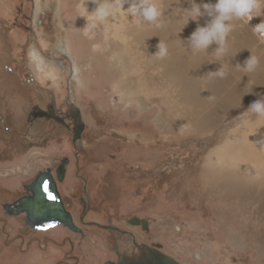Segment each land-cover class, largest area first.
<instances>
[{
	"label": "rangeland",
	"instance_id": "rangeland-1",
	"mask_svg": "<svg viewBox=\"0 0 264 264\" xmlns=\"http://www.w3.org/2000/svg\"><path fill=\"white\" fill-rule=\"evenodd\" d=\"M169 1L176 8L177 21L185 26L180 19L182 0ZM96 2L0 0V113L6 106H11L12 95L20 98L17 112L21 124L14 126L23 131L24 115L41 93L46 94L50 90L58 94L61 83L60 86L68 87L69 98L77 101L78 92L84 85L99 81L100 95L112 116L126 115L132 121L142 120L141 125L152 131L148 133V137L153 135L149 144L155 148L157 157L144 168L136 161H128L126 181L130 194H135L137 199L133 196L132 200L145 201L140 209L148 211L154 220L182 227L180 233L171 235L167 241L170 255L182 264H264L262 193L252 187L244 196L246 189L240 185L245 183V178L240 176L238 180V175L234 181L232 176H225L228 174H224L226 170H221L225 171L222 175L226 179L222 176L212 178L220 174V169L212 172L211 164L203 165L196 155L201 148L216 146L215 132L220 127L230 123L234 126V119L238 122L245 119L248 107L229 111L227 109L232 102L241 105L246 101L250 105L260 96L264 97V41L253 34L248 22L234 21L236 32L233 39L236 42L231 54L217 60L212 54L202 51L196 59L193 56L197 63L188 58L187 64L178 63L171 74L167 67L179 50L154 59L153 65L146 61L148 56L147 59L143 57L141 63L136 55L137 48L141 47L135 44L133 36H137L139 31L149 33L154 24L139 27L128 38L129 42L133 40L131 50L118 38V27L127 17L123 15V9L104 21H97L90 15ZM156 2L161 6V17L165 19L163 9L170 6L168 0ZM261 12V17L254 18L259 23L264 20V8ZM71 36L72 48L68 44ZM37 51L45 62L40 75L34 73L37 69L34 71L31 64V56ZM251 54L258 59L254 71L245 72L235 66L237 63L243 65ZM221 64L226 67L224 79L207 75L209 71L218 70ZM76 67L79 72L74 78ZM250 78H255V81ZM223 110L226 113H221ZM212 117H218L219 121L212 124ZM117 132L122 134L117 138L139 137L125 129ZM2 133L0 124V135ZM24 138L20 147L25 152L24 158L16 155L19 159L14 161L13 164H17L14 168L0 166L1 181L9 180L13 172H20L28 165L37 167L39 171L47 166V153L29 147L31 138ZM5 140L0 136V143ZM117 142L118 139L109 141V144L115 146ZM5 149L9 146L0 147V151L5 152ZM198 162L201 167H198ZM207 174L210 176L206 177ZM227 178L234 180L228 184ZM212 179L217 181L213 183ZM210 185L212 188H208ZM228 186H235L232 189L236 191L232 193ZM198 251L202 260L191 261Z\"/></svg>",
	"mask_w": 264,
	"mask_h": 264
},
{
	"label": "flooded vegetation",
	"instance_id": "flooded-vegetation-1",
	"mask_svg": "<svg viewBox=\"0 0 264 264\" xmlns=\"http://www.w3.org/2000/svg\"><path fill=\"white\" fill-rule=\"evenodd\" d=\"M60 84L58 94L48 90L33 100L23 131L17 127L20 98L12 95L11 106L0 113V136L6 139L0 147L9 146L0 151V166L14 168V161L24 158L20 147L25 136L31 138L29 147L45 151L48 160L42 171L28 165L11 173L9 180H0V264H128L132 241L146 246L150 254L131 264H155L162 256L176 260L167 241L182 227L154 220L140 209L145 201L132 200L136 196L126 181L128 161L144 168L157 157L149 144L152 131L141 125L142 120L113 117L100 95L99 81L84 85L77 101ZM124 129L139 137L117 138L122 135L117 130ZM116 139L119 142L110 146ZM41 178L56 188L77 230L63 224L44 230L31 225V211L39 207L35 183ZM200 257L198 251L191 261H201Z\"/></svg>",
	"mask_w": 264,
	"mask_h": 264
},
{
	"label": "bare ground",
	"instance_id": "bare-ground-1",
	"mask_svg": "<svg viewBox=\"0 0 264 264\" xmlns=\"http://www.w3.org/2000/svg\"><path fill=\"white\" fill-rule=\"evenodd\" d=\"M168 2H169L170 6H168L166 9H163L166 11V12L164 11L165 19L163 17H160L159 18L160 26L156 27L155 25H153V28L150 30V32L149 33L146 32V34H145V32H143V33H140V31L137 32L136 29H138L139 27L140 28L141 27L146 28V26H150V22L144 21V20L133 21L131 17H128L126 15V13H123V15L125 17L126 16L127 17L122 21L123 23L120 24L121 26L118 27V31H119L118 35H120L118 38H120L121 42L123 41L124 43H127V48H128L130 45H132L130 43L133 42L132 39H131V42H129L130 40L128 41V38H130L132 34H135L137 32L136 33L137 36L134 35L133 39H134L135 44H138L141 48H139V49L137 48V50H139V51H137L136 55L138 57V60H140V61H141V59H143V57L146 58L148 56V60H146V61H148L149 64H151V62H155L156 59L160 58V57L154 56L155 52L157 51L156 45L159 43L160 40L163 41L167 45L168 54H169V51L174 52V51L179 50L180 52L176 53L175 58H173L172 61L169 62L168 67H167V71L169 70V72H171V74H172V72H174V70L176 68V65L178 63H182V62L183 63L185 62V64H187L186 62H188V58L190 60H192L194 63H197L196 62L197 60H195L196 55H199L200 52L193 54L191 49L187 47L186 42L183 40H186L191 35V33L193 31H195L198 24L201 26L204 25L207 18L202 17L199 19V21H190L189 24L187 25V27L184 28V26H182L181 23H179L177 21L176 14H175L176 8L173 7V5H171L169 0H168ZM195 2L201 3V0H195ZM203 2H208V0H203ZM213 2H214V0H213ZM182 4H183L182 8L183 7L184 8L190 7L189 0H182ZM127 6L128 5L125 4V9L127 8ZM161 18H163L164 20ZM133 22H135V23H133ZM118 23H121V22H118ZM257 24H259V22L255 21L254 18L250 21L251 27H254ZM235 32L236 31L233 30L227 38V44H226L227 51H226L225 55L231 54L230 53L231 48H233L232 46L236 42L235 39H233V37L235 36ZM71 37L68 38V44L70 47L73 45L72 44L73 43V36H71ZM108 39H109V36H108ZM70 42H71V44H70ZM135 46H133V47H135ZM216 47L217 46L215 44H213V47L211 46L209 48V51H203V52L204 53L207 52L210 55L211 52ZM130 48H131V46H130ZM132 49L133 48H131V50ZM144 50H146V51L144 52ZM41 56H42V54L40 53V51H37L36 54H32V56H31V59H32L31 64L33 65L34 71H35V69H37V71L34 72L36 75H40L44 71L43 69H44V63L45 62L42 61ZM193 56H195V59ZM137 57H135V58H137ZM136 61H137V59H136ZM141 63H142V61H141ZM199 64H201L200 61H199ZM151 65H153V64H151ZM185 71L186 70H184V72ZM73 72H74L73 74H74V78H75L77 76L76 74L79 72V69L77 68V69L73 70ZM147 73H148V71H147ZM150 73H152V72L150 71ZM173 74H175V73H173ZM175 76H177V74ZM177 78H175V80ZM250 80L255 81V78H250ZM39 82H41V81H39ZM233 97H236V96H233ZM140 103H143V102H140ZM246 104H247L246 101L244 103H242L241 105H238L237 103L232 102L231 106H229L227 110L230 111V110H234L236 108L249 107V105L248 104L246 105ZM249 104H251V103H249ZM221 110H222V108H221ZM225 111L226 110H223L221 113H224ZM247 116H248V118H246ZM217 120L219 121L218 117H212L210 119V121H212V124L213 123L215 124L217 122ZM234 123H235V125L233 124L234 126H230L231 125V123H230V124H227L226 126L224 125L223 127H220L215 132L216 133L215 134V140L217 142L216 146L211 147L210 149L201 148L200 150H197V152H196L197 158L200 159L202 163H204L203 165H206V164L210 165L211 164L210 169H212V172H214V173L217 169H220V172H219L220 174L219 175L217 174L216 177H212V178L219 179L220 176L223 177L224 174H227V172H228V174L225 176L229 175L228 176L229 178L231 176L234 178V177H237L239 175L238 176V180H239V177L243 176L245 178V183L241 184L240 188L244 187L246 189V191L244 192V196L247 194L248 191H250V189L252 190V187H254V189H257V191L259 190V192L262 193V198H263L264 197V188H263V186H264V117L260 118L259 122H256V117L254 115L246 114L244 120L238 122V119H234ZM218 125H220V124H218ZM190 134H192V133H190ZM203 151H207V152H203ZM198 164H199V162H198ZM199 166H200V164L198 165V167ZM207 170L208 169H206V171ZM221 170H226V172L224 171L225 172L224 173ZM222 172L224 173L223 175H222ZM208 175L210 176V174H207L206 177H209ZM223 178L226 179V177H223ZM233 178H231V179L227 178L228 182L226 180V183L229 184L230 181L235 179V178L234 179ZM201 179H202V176H201ZM216 179H214V180L217 181ZM225 179H222V180H225ZM214 180L212 181L213 183L215 182ZM238 180H237V182H238ZM241 180H242V177L240 178V181ZM234 181H236V179ZM232 182H231V185H233ZM224 184H225V182H224ZM210 186L208 188H212V186L211 187ZM233 187H235V186H232L231 188L229 187L230 191L232 193L236 191V190L232 189ZM259 192H257V193H259ZM239 194H241V192H239ZM219 197H222V196L220 195ZM255 198H256V195H255ZM233 232H236V231H233Z\"/></svg>",
	"mask_w": 264,
	"mask_h": 264
},
{
	"label": "clouds",
	"instance_id": "clouds-1",
	"mask_svg": "<svg viewBox=\"0 0 264 264\" xmlns=\"http://www.w3.org/2000/svg\"><path fill=\"white\" fill-rule=\"evenodd\" d=\"M125 4L127 8L125 9ZM190 7L182 8L180 19L185 22L184 28L190 21H199L206 17L204 25H199L191 35L183 40L193 54L202 51H209V48L215 44L217 47L211 54L217 59H222L227 51L226 44L229 34L234 30V21H244L250 24L255 17H261V9L264 8V0H208V2L196 3L195 0H189ZM126 13L133 21L144 20L160 26L159 18L162 15L161 6L156 0H97L96 7L90 13L97 21H104L114 12L120 11ZM86 28L88 25L86 24ZM95 27V25H92ZM253 34L257 35L261 41H264V20L251 27ZM157 51L154 56L165 57L168 54L167 45L159 41L156 45ZM258 65V59L250 55L243 65L237 63L235 66L245 72H252ZM226 67L221 64L218 70L209 71V77L224 78L226 76ZM251 84V81H248ZM251 94V93H250ZM249 95V94H248ZM245 114H251L256 117V122L264 117V97L260 96L252 102L246 109Z\"/></svg>",
	"mask_w": 264,
	"mask_h": 264
},
{
	"label": "water",
	"instance_id": "water-1",
	"mask_svg": "<svg viewBox=\"0 0 264 264\" xmlns=\"http://www.w3.org/2000/svg\"><path fill=\"white\" fill-rule=\"evenodd\" d=\"M43 179H39L36 185L35 193H37V207L38 210L31 211V225L35 229L44 230V228L57 226V225H65L71 229H75L72 224L71 215L68 211L65 210L63 202L59 194L56 191L55 187H51L47 185L48 191H45L46 183L42 181ZM49 193L55 197V199H49ZM136 241L131 242V253L133 255L130 256L128 260V264L136 263L137 259L142 255L150 254V249L146 246L136 244ZM199 259V258H198ZM155 264H179L176 260L171 258L162 256L156 260Z\"/></svg>",
	"mask_w": 264,
	"mask_h": 264
},
{
	"label": "snow or ice",
	"instance_id": "snow-or-ice-1",
	"mask_svg": "<svg viewBox=\"0 0 264 264\" xmlns=\"http://www.w3.org/2000/svg\"><path fill=\"white\" fill-rule=\"evenodd\" d=\"M45 191H48L47 185H45ZM49 199H55V197L53 195H51V193H49Z\"/></svg>",
	"mask_w": 264,
	"mask_h": 264
}]
</instances>
